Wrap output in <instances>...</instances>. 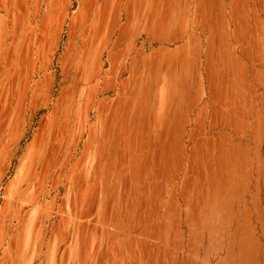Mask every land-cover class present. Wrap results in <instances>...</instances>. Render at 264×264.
I'll use <instances>...</instances> for the list:
<instances>
[{
	"label": "rangeland",
	"instance_id": "rangeland-1",
	"mask_svg": "<svg viewBox=\"0 0 264 264\" xmlns=\"http://www.w3.org/2000/svg\"><path fill=\"white\" fill-rule=\"evenodd\" d=\"M0 264H264V0H0Z\"/></svg>",
	"mask_w": 264,
	"mask_h": 264
},
{
	"label": "crops",
	"instance_id": "crops-1",
	"mask_svg": "<svg viewBox=\"0 0 264 264\" xmlns=\"http://www.w3.org/2000/svg\"><path fill=\"white\" fill-rule=\"evenodd\" d=\"M102 87H103L102 89H104L106 86L103 85ZM121 99H122V98L119 97V95L117 94V96H116V97L114 98V100H112V101H114V102H116V103H117V101H118V104H119V101H120ZM59 100H60V99H58V100L56 101V104L59 103ZM100 106H101V103L98 104V106H97V110H98V112H100ZM86 111H87V110H86ZM86 111H85V115H86ZM81 175H82V173L80 174V172L76 171V177H75V179H79V178L81 177ZM71 184H72V182L70 183V187H71Z\"/></svg>",
	"mask_w": 264,
	"mask_h": 264
}]
</instances>
